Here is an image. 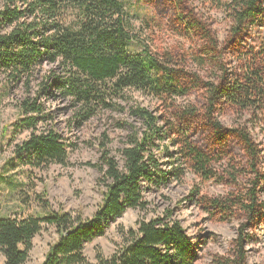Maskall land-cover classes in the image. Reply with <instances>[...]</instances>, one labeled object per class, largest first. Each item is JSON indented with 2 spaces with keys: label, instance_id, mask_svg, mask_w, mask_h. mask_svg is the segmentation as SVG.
<instances>
[{
  "label": "trees",
  "instance_id": "trees-1",
  "mask_svg": "<svg viewBox=\"0 0 264 264\" xmlns=\"http://www.w3.org/2000/svg\"><path fill=\"white\" fill-rule=\"evenodd\" d=\"M139 1L154 4L157 0ZM162 1L177 7L184 3ZM207 1L222 6L225 0ZM224 4L231 22L228 37L220 41L209 23L191 12L188 29L202 44L194 46L199 48H192L190 55L179 56L159 54L141 40L122 0H0V79L4 76L7 81L3 89L25 83L27 95L19 103L17 125L20 131L29 132L6 167H14L15 161L35 170L69 166L72 145L56 131L52 114L43 103L52 89L71 103L77 123L88 122L102 112L123 111L119 102L126 100L129 91L172 107L178 99L197 91L202 92L204 103L202 109L174 107L178 122L165 123L169 130L162 118L149 110L131 108L130 114L143 122V128L130 126L132 132L122 150L123 166L102 144L100 163L93 167L103 175L105 192L93 217L51 211L0 216V255L5 264H26L33 241L44 226L55 228L58 240L41 264H194L196 249L181 223L172 219L171 211L141 220L135 229L121 230L122 243L109 257L97 253L93 263L84 254L86 244L105 235L109 222L129 210L147 212L146 185L161 188L171 178L181 181L185 176L182 168L161 169L157 153L170 139L169 132L178 137L169 142L180 146L185 164L203 180L215 179V162L227 157L229 183L247 180L239 195L224 202L210 201L217 211L247 220L233 256L218 263L246 264L248 236L244 232L264 222V0H228ZM226 58L236 60L229 71ZM189 60L200 67L209 65L215 82L204 80L199 72L186 71ZM45 65L54 68L33 91L35 77ZM58 70L63 71L62 76ZM225 110L234 115L229 127L219 119ZM194 127L206 128L209 148L192 140ZM0 185L9 187L8 193L14 197L22 187L11 176L0 177ZM21 202L26 204L25 198Z\"/></svg>",
  "mask_w": 264,
  "mask_h": 264
},
{
  "label": "rangeland",
  "instance_id": "rangeland-1",
  "mask_svg": "<svg viewBox=\"0 0 264 264\" xmlns=\"http://www.w3.org/2000/svg\"><path fill=\"white\" fill-rule=\"evenodd\" d=\"M126 3L132 17L131 23L134 33L151 44L153 50L159 54L176 53L188 54L192 48L198 49L202 41L195 38L189 31L188 16L191 12L201 17L203 21L216 31L220 41L228 36L231 22L224 3L207 0H183L179 7L173 2L157 0L154 4L139 0H122ZM252 41V39H249ZM134 50L133 48H131ZM199 53H197L198 55ZM188 57V56H187ZM190 57H188L189 59ZM227 68H234L236 60L226 58ZM190 63V64H189ZM186 71L199 72L204 80L215 82L210 66H197L188 61ZM53 66L45 65L35 77L32 90L38 89L39 83L50 76ZM215 72V70H213ZM62 76L63 71H56ZM219 73V72H218ZM215 77V75H214ZM4 76L0 79V177L11 176L17 183H22L19 195H9V187L0 185V216L39 215L47 212H66L83 219H90L97 212L103 200L105 186L103 175L93 166L100 163V149L105 144L110 152L123 166L122 150L127 144L131 127L143 128V122L130 114L131 108L140 107L161 117L165 130H169L165 123L177 124L174 107L199 108L204 107L202 92L193 91L186 97L178 99L175 104L168 105L160 100L146 97L138 92L129 91L126 100L119 102L123 108L121 112H102L99 116L85 123L74 121V109L71 103L62 97L58 90H49L50 96L43 99L45 108L52 114L53 125L64 140L72 145L68 167L53 165L45 170H35L22 167L17 161L14 167H6L7 163L16 157V150L29 136L28 131H20L17 123L21 116L19 103L26 98L25 83L20 82L8 89ZM225 127L232 125L234 115L225 110L219 116ZM178 128V127H177ZM176 131L178 132L179 130ZM190 136L199 146L209 148L208 135L205 127L191 128ZM170 139H166L163 148L158 151L161 169L174 171L175 168L185 170L181 181L171 182L161 188L146 185V198L149 202L147 212L129 210L121 218L109 222L105 235L97 237L84 247L85 256L93 263L97 253L104 257L111 256L122 243L121 230L137 227L141 220H150L165 216L171 211L172 219L179 221L190 238L197 252L194 264H219V260H229L233 256L235 242L240 237V229L247 222L241 215H230L220 212L210 205L212 200L224 202L232 195H239L246 186V181L239 179L236 183H229V158L215 162L216 178L205 181L197 176L188 163L181 157L180 146L172 142L178 137L169 132ZM208 146H207V144ZM166 147L171 157H167ZM225 158V157H224ZM235 164L239 163L236 159ZM91 164V165H89ZM25 198L26 204L22 201ZM27 198V199H26ZM264 201V196L262 197ZM248 236L244 245L246 264H264V222L246 228ZM58 240L55 228L44 226L43 231L34 241V248L26 264H41L51 245ZM0 264L5 259L0 255Z\"/></svg>",
  "mask_w": 264,
  "mask_h": 264
}]
</instances>
